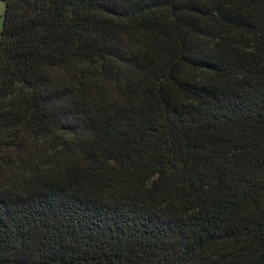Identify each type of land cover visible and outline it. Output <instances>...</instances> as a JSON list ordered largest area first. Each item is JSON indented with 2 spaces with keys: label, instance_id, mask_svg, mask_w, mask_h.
<instances>
[{
  "label": "trees",
  "instance_id": "obj_1",
  "mask_svg": "<svg viewBox=\"0 0 264 264\" xmlns=\"http://www.w3.org/2000/svg\"><path fill=\"white\" fill-rule=\"evenodd\" d=\"M0 264H264V0H5Z\"/></svg>",
  "mask_w": 264,
  "mask_h": 264
},
{
  "label": "rangeland",
  "instance_id": "obj_2",
  "mask_svg": "<svg viewBox=\"0 0 264 264\" xmlns=\"http://www.w3.org/2000/svg\"><path fill=\"white\" fill-rule=\"evenodd\" d=\"M5 8H6L5 0H0V40H1V29L3 27V22H4Z\"/></svg>",
  "mask_w": 264,
  "mask_h": 264
}]
</instances>
